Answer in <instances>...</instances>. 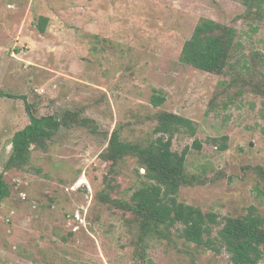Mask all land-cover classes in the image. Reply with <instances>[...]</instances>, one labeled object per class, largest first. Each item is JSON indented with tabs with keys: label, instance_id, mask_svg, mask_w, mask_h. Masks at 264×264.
I'll list each match as a JSON object with an SVG mask.
<instances>
[{
	"label": "rangeland",
	"instance_id": "rangeland-1",
	"mask_svg": "<svg viewBox=\"0 0 264 264\" xmlns=\"http://www.w3.org/2000/svg\"><path fill=\"white\" fill-rule=\"evenodd\" d=\"M203 18L237 29L220 75L180 60ZM156 90L166 96L160 107L151 101ZM26 101L37 117L78 113L97 129L67 119L26 164L7 168L13 136L31 123ZM162 110L196 127L195 135L177 133L172 148H189L187 172L203 183L182 187L179 200L216 213L219 223L215 249L180 238L177 224L170 238L150 240L147 255L155 264H232L218 239L225 219L252 208L264 218V7L256 14L235 0H0V172L11 190L0 202V264H140L134 216L105 200L129 201L145 169L128 156L114 172L101 154L118 128L124 140L150 141Z\"/></svg>",
	"mask_w": 264,
	"mask_h": 264
},
{
	"label": "trees",
	"instance_id": "trees-1",
	"mask_svg": "<svg viewBox=\"0 0 264 264\" xmlns=\"http://www.w3.org/2000/svg\"><path fill=\"white\" fill-rule=\"evenodd\" d=\"M235 1H240L248 12L256 14H260L264 7V0ZM47 23L48 18L43 17L39 24L43 32ZM236 39L235 27L203 18L195 27L192 36L184 43L180 60L197 69L220 75L232 60ZM151 101L155 107H160L165 103L166 96L156 90ZM26 105L31 123L13 136V151L7 168L26 164L31 159L33 149L45 147L63 124L74 122L87 125L93 131L97 129L95 123L79 118L78 113L68 112L62 119H58L55 114L37 117L31 104L26 101ZM156 120V136L150 141L144 143L124 140L118 128L112 133L107 148L101 154L103 160L111 162L114 172L128 156L136 158L145 169L143 183L133 192L129 201L112 199L110 196L105 200H111L116 207L129 211L134 216L139 231L136 247L140 264H155L147 255L150 240L170 238L171 229L177 224L182 225L180 238L197 246L215 249L213 226L219 223L216 213L205 212L198 206L179 200L182 187L203 183L199 175L187 172L189 148L182 152L172 148L174 137L180 131L196 134L194 121L166 110L157 112ZM194 145L202 148L201 142L197 140ZM219 148L227 150L228 145L222 143ZM10 194L4 172H0V202ZM107 195L105 193V197ZM218 235V239L230 253L232 264H261L264 260V218L255 208L246 215L228 216Z\"/></svg>",
	"mask_w": 264,
	"mask_h": 264
},
{
	"label": "water",
	"instance_id": "water-1",
	"mask_svg": "<svg viewBox=\"0 0 264 264\" xmlns=\"http://www.w3.org/2000/svg\"><path fill=\"white\" fill-rule=\"evenodd\" d=\"M251 145H253V144H251Z\"/></svg>",
	"mask_w": 264,
	"mask_h": 264
}]
</instances>
